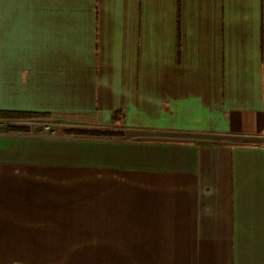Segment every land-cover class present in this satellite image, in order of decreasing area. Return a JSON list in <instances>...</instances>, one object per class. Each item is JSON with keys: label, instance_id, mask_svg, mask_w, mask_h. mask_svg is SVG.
Masks as SVG:
<instances>
[{"label": "crops", "instance_id": "obj_1", "mask_svg": "<svg viewBox=\"0 0 264 264\" xmlns=\"http://www.w3.org/2000/svg\"><path fill=\"white\" fill-rule=\"evenodd\" d=\"M0 128V264H264V0H0Z\"/></svg>", "mask_w": 264, "mask_h": 264}, {"label": "rangeland", "instance_id": "obj_2", "mask_svg": "<svg viewBox=\"0 0 264 264\" xmlns=\"http://www.w3.org/2000/svg\"><path fill=\"white\" fill-rule=\"evenodd\" d=\"M26 123L27 125L32 126L33 128L36 127L37 129L41 128L44 123L50 124L51 127H53L54 129H63L70 122L62 118L52 117V118H46V119H30V120H27Z\"/></svg>", "mask_w": 264, "mask_h": 264}, {"label": "built area", "instance_id": "obj_3", "mask_svg": "<svg viewBox=\"0 0 264 264\" xmlns=\"http://www.w3.org/2000/svg\"><path fill=\"white\" fill-rule=\"evenodd\" d=\"M41 132L46 136H58L60 134V129H54L50 124L44 123Z\"/></svg>", "mask_w": 264, "mask_h": 264}, {"label": "trees", "instance_id": "obj_4", "mask_svg": "<svg viewBox=\"0 0 264 264\" xmlns=\"http://www.w3.org/2000/svg\"><path fill=\"white\" fill-rule=\"evenodd\" d=\"M35 117H38V118H51V116L49 115H36Z\"/></svg>", "mask_w": 264, "mask_h": 264}]
</instances>
